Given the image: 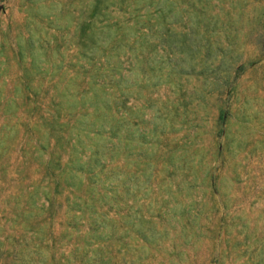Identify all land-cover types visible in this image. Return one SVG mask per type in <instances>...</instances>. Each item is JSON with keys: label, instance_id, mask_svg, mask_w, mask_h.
<instances>
[{"label": "rangeland", "instance_id": "obj_1", "mask_svg": "<svg viewBox=\"0 0 264 264\" xmlns=\"http://www.w3.org/2000/svg\"><path fill=\"white\" fill-rule=\"evenodd\" d=\"M0 264H264V0H0Z\"/></svg>", "mask_w": 264, "mask_h": 264}]
</instances>
